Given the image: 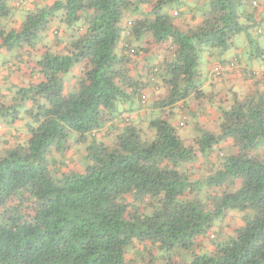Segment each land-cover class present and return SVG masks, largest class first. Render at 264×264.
Here are the masks:
<instances>
[{
  "label": "trees",
  "instance_id": "obj_1",
  "mask_svg": "<svg viewBox=\"0 0 264 264\" xmlns=\"http://www.w3.org/2000/svg\"><path fill=\"white\" fill-rule=\"evenodd\" d=\"M28 1L0 0V50L35 57L10 64L32 66L0 98L26 128L0 154V264H264V73L242 63L263 53L248 31L264 32V0ZM232 49L259 91L220 99L217 133L181 138L169 118L204 95L201 55L222 69Z\"/></svg>",
  "mask_w": 264,
  "mask_h": 264
},
{
  "label": "crops",
  "instance_id": "obj_2",
  "mask_svg": "<svg viewBox=\"0 0 264 264\" xmlns=\"http://www.w3.org/2000/svg\"><path fill=\"white\" fill-rule=\"evenodd\" d=\"M31 2H32V0H29L27 3L31 4ZM27 7H29V5ZM15 14H14V16H15ZM186 21H188V20H186ZM52 30H56V27L52 28ZM262 35L264 36V32L262 33ZM151 45H152V41H151ZM122 46H123V41L121 42V44H119V47H122ZM154 46L155 45L153 44V47ZM118 49H120V48H118ZM233 52L229 53V55L226 54L224 56V58H223L224 60H222V61H224V64L222 65V67H223L222 70H224L225 74H223V77L220 78L219 80H212L211 79V70H212L213 66L216 65L217 62L214 64H212L213 62L208 63V71H209L208 81H211V92L212 93L213 92L219 93L221 91L220 93H222L221 94L222 100H224L225 98L228 97V92L230 89H231L232 94H235V93L240 94V93H244V91L250 92V88H251L250 85H252V84L254 85V81L256 80L254 78L253 79L250 78V76H248L249 74H247V75L246 74H243V75L242 74H236V75L230 74V72L233 70H230L228 65H229L230 61L233 60L232 59L233 58ZM32 53L33 52L30 49L27 50L26 48H24V49L17 48L14 50H10V52L7 50H4V49L0 50V56L6 55L5 57L0 58V86L2 84H5L4 87L0 90V98H2L1 99L2 102L6 101V99H7L6 97H8V98L10 97L9 96L10 93L6 89L8 87H11V86L13 87L15 85H17V86L22 85L24 80H27L28 73L30 72L29 67L32 66V63L30 62L28 64L24 63V65H20V66L16 65L17 67L14 66L13 68H9L10 64L12 62H14L15 60L21 61L23 59L22 57L26 58V60L27 59L34 60L35 57ZM36 54H37L36 57H39L41 55V51L37 50ZM150 54L148 55V57L150 56ZM163 56H164V53L161 49L160 51H158L157 57L161 60L163 58ZM154 57H156V56H154ZM243 60H244V58L242 57V63H243ZM153 61L154 60H151V62H153ZM249 63L251 64L250 65L251 67L249 66V68H247V69L255 68V66H253L254 62L249 61ZM145 64L146 63L143 60H140V65H141L142 69H145ZM257 65H259V63H257ZM210 66H211V70H210ZM262 71H263L262 72V74H263L264 69ZM232 77H234V78H232ZM67 79H72L71 75H68ZM72 83H74V80H71V83L68 82L66 84V88L69 89L70 87H72ZM258 86L260 88H263V90H264L263 81L260 82L258 84ZM151 88H153V87H150L149 89H143L141 91V94H144L146 96L147 100H149V101H151L150 100V98H151L150 93L153 92V91H151ZM223 89H225V90H223ZM157 94H158V92L154 93L155 96H157ZM137 97H138V95L135 96V99ZM146 112L148 113V110ZM146 112L141 111V113H143V114H145ZM211 115H212V117H211L212 120H214V121L217 120L218 115L216 113L211 114ZM2 121H3V118L0 117V153L4 152L5 150H7L8 148H10L12 146H15L17 144V142H19L21 140V138L25 137V135H26V128L23 126L24 125L23 121H18V120L12 121L10 118H8L7 123L3 121L5 123V125L2 124ZM102 132H105V130H103Z\"/></svg>",
  "mask_w": 264,
  "mask_h": 264
},
{
  "label": "rangeland",
  "instance_id": "obj_3",
  "mask_svg": "<svg viewBox=\"0 0 264 264\" xmlns=\"http://www.w3.org/2000/svg\"><path fill=\"white\" fill-rule=\"evenodd\" d=\"M264 27V25H263ZM248 33L251 35L252 38H255L260 46L261 49H263V53L261 56H259L258 58L252 59L251 61L254 62L253 66H255V68L251 69L252 71H255L257 74L262 73L263 69H264V36L262 34H257L256 31L254 32V30H249ZM233 43H234V47L235 48H240L242 50L245 51L246 49V34L242 33L238 36H236L233 39ZM153 47V42L152 45H150ZM151 47V48H152ZM234 48V49H235ZM233 52V49L230 53ZM247 52V54L245 53ZM243 52V58L244 60H246L247 58V62L245 67L249 68V66L251 65L249 63L248 60V56L250 55V49L247 48V50ZM252 52H254V56H256V51L255 49H252ZM227 55H229V53H227ZM4 56H0V58L5 57ZM237 63V62H236ZM257 63H259V65H257ZM238 65V63H237ZM143 66V65H142ZM238 67V66H237ZM251 67V66H250ZM146 68V65H145ZM199 69L201 71V78H209V71H208V60L205 57V55H201L200 57V61H199ZM210 70H211V66H210ZM240 69L238 68L237 71L233 70L230 72V74L232 75H236V74H240L239 73ZM225 74V73H224ZM234 78V77H232ZM219 80V79H217ZM208 83L203 87V93L204 95L200 96L199 99L197 98H193L192 96H190L189 98H187L184 102V105L187 109V112L184 114V117H182V115L179 113L178 109L176 108L174 110V114L173 117L169 118L170 121H173L174 123H178L179 121H181L183 118V122L184 125L179 127L176 126V130L178 135L183 138V139H190L192 138L194 135H196V131L200 130V128L204 129V130H210V131H214V132H218L219 131V122L218 120H212L211 117L213 113L215 112L216 107L221 103L220 99H221V94L222 93H218V92H211V81H207ZM5 84H2L0 86V90L4 87ZM250 91H259L257 90L258 86H254L253 84L250 85ZM6 87V86H5ZM222 90V89H221ZM225 90V89H223ZM166 92V91H165ZM165 92L159 93L157 94V96L160 97H164L165 96ZM244 93H249V91H244ZM226 94V93H225ZM233 94L231 93V89L228 92V97L231 98ZM217 114V113H216ZM8 119H4V122H8ZM2 121V124L5 125ZM97 136H101L97 135ZM15 141V140H14ZM69 149L66 151V160L68 163V170H70L71 168L74 169V167L76 168V171H81V163L83 161V151L85 148L84 144H71L69 147ZM231 150V149H230ZM228 151V149H227ZM1 154V153H0ZM76 161V162H74ZM228 220V221H227ZM227 222H230L231 225H235L237 223H239L240 219H239V215H232L231 213H229L228 217H227ZM221 225L222 223L218 222V225ZM222 230V229H221Z\"/></svg>",
  "mask_w": 264,
  "mask_h": 264
},
{
  "label": "built area",
  "instance_id": "obj_4",
  "mask_svg": "<svg viewBox=\"0 0 264 264\" xmlns=\"http://www.w3.org/2000/svg\"><path fill=\"white\" fill-rule=\"evenodd\" d=\"M253 5H255V3H252ZM237 63L236 61H232L229 63L228 67L230 70H237ZM224 74V70H222L221 68H219L218 66H213L212 70H211V79L212 80H217L223 77ZM255 75H257V73H254Z\"/></svg>",
  "mask_w": 264,
  "mask_h": 264
}]
</instances>
